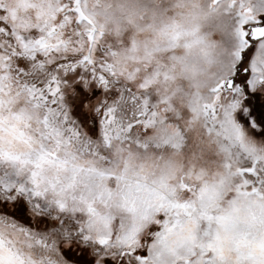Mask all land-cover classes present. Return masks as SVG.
Wrapping results in <instances>:
<instances>
[{
  "label": "snow or ice",
  "instance_id": "6c2138e0",
  "mask_svg": "<svg viewBox=\"0 0 264 264\" xmlns=\"http://www.w3.org/2000/svg\"><path fill=\"white\" fill-rule=\"evenodd\" d=\"M0 264H264V0H0Z\"/></svg>",
  "mask_w": 264,
  "mask_h": 264
}]
</instances>
